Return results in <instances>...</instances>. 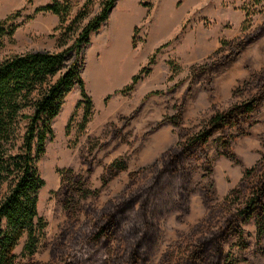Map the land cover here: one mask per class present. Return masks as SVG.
I'll list each match as a JSON object with an SVG mask.
<instances>
[{
  "label": "rangeland",
  "instance_id": "1",
  "mask_svg": "<svg viewBox=\"0 0 264 264\" xmlns=\"http://www.w3.org/2000/svg\"><path fill=\"white\" fill-rule=\"evenodd\" d=\"M28 1L23 0L14 10L9 3H0V22L12 13L22 12L16 21L19 27L15 34L0 38V63L29 51L57 53L68 48H60L58 44L61 32L56 30L60 22L55 28L48 15L25 21L35 13ZM70 1L73 19L87 0ZM103 1L94 0L91 15L82 27L100 13ZM145 4L149 7L145 8ZM119 5L125 11L115 9L84 51L82 77L94 102L90 123L83 131L85 106L79 105L81 93L76 88L53 123L54 138L39 163V172L46 183L39 195V214L47 226L34 257L39 264H60L52 259L51 250L62 232L71 226L63 205L65 175L84 179L87 193L74 195L71 206L80 221L85 222L89 213L93 216L95 210L117 201L126 192L130 173L158 165L179 143L203 130L213 116L250 100L264 84V31L228 59L234 46L256 35L264 25V0L262 4L257 0H120L116 7ZM120 19L145 22L135 32L137 48L133 45V51H130L131 32L123 24V51L128 49V54L124 53V60L114 67L102 62L107 55L103 43ZM73 43L74 40L69 46ZM159 48L162 49L151 73L132 94L122 95L120 92L148 66ZM257 49L260 56L252 59ZM171 63L179 68L174 77ZM202 67L205 70L197 73ZM153 93L159 95L148 97ZM175 116H180L178 126L172 121ZM243 133L230 132L234 138L230 152L236 160L225 155L221 134L217 133L207 146L210 165L198 156L189 162L192 172L189 190L193 194L188 213L176 211L165 216L158 245L148 264H163L167 256L182 264L186 246L202 235H193V228L205 220L210 208L220 206L240 185L247 169L264 164V100L243 125ZM116 162H123L126 171L105 184L106 171ZM222 219L221 214L213 227ZM242 225L250 247L242 251L236 240L231 239L225 246L230 261L264 264V237L258 244L255 218L244 220ZM25 245L26 239L17 249L18 264L29 261L24 256Z\"/></svg>",
  "mask_w": 264,
  "mask_h": 264
},
{
  "label": "trees",
  "instance_id": "2",
  "mask_svg": "<svg viewBox=\"0 0 264 264\" xmlns=\"http://www.w3.org/2000/svg\"><path fill=\"white\" fill-rule=\"evenodd\" d=\"M33 1L29 0L28 5ZM119 1L104 0L100 13L82 27L91 15L94 0H87L73 19L70 0H53L25 21H31L41 13L57 16L60 26L56 32H61L59 47L68 48L57 53L29 51L0 63V264H18L17 249L24 239L27 264H39L34 257L47 227L39 214V195L46 186L39 163L54 138L53 123L61 114L66 98L76 88L81 93L79 105L85 106L83 131L90 123L94 102L82 77L84 51L91 43L92 35L109 21ZM257 3L262 4V0ZM144 7L149 6L145 4ZM21 16L19 11L0 22V38L15 34L19 27L16 21ZM263 31L264 25L256 35L234 46L228 59L234 58ZM133 45L137 48L135 38ZM162 48L157 49L148 66L133 77L132 84L120 92L122 95L132 94L151 73ZM170 66L174 77L179 68L173 63ZM204 70V67L199 68L197 73ZM156 95L159 94L148 97ZM263 100L264 84L250 100L213 116L203 130L179 143L158 165L130 173L126 192L117 201L95 210L93 216L89 213L85 222L80 221L71 206L74 195L87 193L84 179L79 175H65L63 205L71 226L52 246V259L60 264H148L158 245L165 216L176 211L188 213L193 194L189 190L192 178L189 162L198 156L210 165L207 146L217 133L221 134L225 155L236 160L230 152V143L234 139L230 132L237 130L240 135L244 134L243 125L251 120ZM179 120L180 116L172 117L175 126ZM125 171L123 162L114 163L107 169L104 183ZM221 214L223 219L213 227ZM251 218L256 220L257 242L261 244L264 237L263 163L247 169L240 185L220 206L210 208L205 220L193 228V235H202L186 246L182 264H233L225 246L235 239L240 250L249 249L242 222ZM262 254L264 256V249ZM163 264L180 263L167 256Z\"/></svg>",
  "mask_w": 264,
  "mask_h": 264
},
{
  "label": "crops",
  "instance_id": "3",
  "mask_svg": "<svg viewBox=\"0 0 264 264\" xmlns=\"http://www.w3.org/2000/svg\"><path fill=\"white\" fill-rule=\"evenodd\" d=\"M22 1L23 0H0V3H6L7 2V3H9V5L14 6L13 7V10H14L16 7H18L22 3ZM60 1H65V0H60ZM52 2H53V0H34L33 1V8L36 11L37 9L45 7L49 4H51ZM40 4H42V5H40ZM121 5L117 6L115 9L117 11V8H119L122 10V13H123L125 11V9ZM136 5H137V1H136ZM115 9L113 10V13H114ZM113 13L111 14V17L113 16ZM12 14H10V16ZM40 15H42V16L48 15L49 17H51L52 23L55 25V28L57 27V25H59L60 19L57 16H54L52 14L41 13V14L36 15V17H40ZM119 21L121 22L120 23L121 25L118 24ZM144 22L143 21L142 22H130V21L124 22L123 19L117 20V23L115 22L111 32H108L105 36V40L103 43V49L105 50L107 55H106L105 59L102 61L103 64H110V65H113L114 67H116V65L119 64V62L121 60H124V53L128 54V52H127L128 49L125 52L123 51V48H124L123 40H122V26H123V24L125 23V25H127V27H129V30L131 32V40H130V42H131L130 51H131L133 48V40L135 37L134 36L135 30L137 28H139ZM96 41H97V36H96ZM262 49H264V47ZM259 52H260V49H257L253 53L255 55H252V59H256L257 57L259 58V56H260Z\"/></svg>",
  "mask_w": 264,
  "mask_h": 264
},
{
  "label": "bare ground",
  "instance_id": "4",
  "mask_svg": "<svg viewBox=\"0 0 264 264\" xmlns=\"http://www.w3.org/2000/svg\"><path fill=\"white\" fill-rule=\"evenodd\" d=\"M111 72H113V70L111 71ZM111 72L109 73V74H111ZM106 74V73H105ZM108 74V73H107ZM107 74H106V76H107ZM110 76V75H109Z\"/></svg>",
  "mask_w": 264,
  "mask_h": 264
}]
</instances>
